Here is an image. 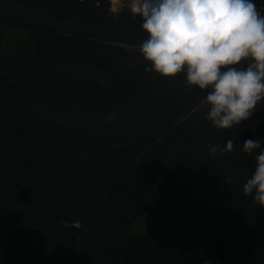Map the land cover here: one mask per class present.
Wrapping results in <instances>:
<instances>
[{"label": "trees", "instance_id": "1", "mask_svg": "<svg viewBox=\"0 0 264 264\" xmlns=\"http://www.w3.org/2000/svg\"><path fill=\"white\" fill-rule=\"evenodd\" d=\"M142 23L111 0H0V264H264L242 192L264 101L214 128L206 90L146 71Z\"/></svg>", "mask_w": 264, "mask_h": 264}, {"label": "clouds", "instance_id": "2", "mask_svg": "<svg viewBox=\"0 0 264 264\" xmlns=\"http://www.w3.org/2000/svg\"><path fill=\"white\" fill-rule=\"evenodd\" d=\"M129 11L143 21L146 71L162 78L184 72L188 86L206 90V119L214 128H238L255 114L264 101V15L253 0H131ZM237 147L229 138L209 150L224 155ZM242 151L258 153L243 195L264 208V147L248 139Z\"/></svg>", "mask_w": 264, "mask_h": 264}, {"label": "rangeland", "instance_id": "3", "mask_svg": "<svg viewBox=\"0 0 264 264\" xmlns=\"http://www.w3.org/2000/svg\"><path fill=\"white\" fill-rule=\"evenodd\" d=\"M131 0H111L112 10L118 11L121 9H129ZM151 217H143L138 220L137 223L132 227L131 233H138L145 231L149 228Z\"/></svg>", "mask_w": 264, "mask_h": 264}]
</instances>
